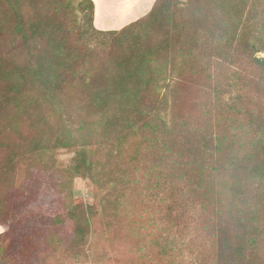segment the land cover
<instances>
[{"label": "rangeland", "instance_id": "obj_1", "mask_svg": "<svg viewBox=\"0 0 264 264\" xmlns=\"http://www.w3.org/2000/svg\"><path fill=\"white\" fill-rule=\"evenodd\" d=\"M85 1L0 0V264H264V0Z\"/></svg>", "mask_w": 264, "mask_h": 264}, {"label": "crops", "instance_id": "obj_2", "mask_svg": "<svg viewBox=\"0 0 264 264\" xmlns=\"http://www.w3.org/2000/svg\"><path fill=\"white\" fill-rule=\"evenodd\" d=\"M94 26L99 31H120L148 15L157 0H92ZM4 228L0 225V234Z\"/></svg>", "mask_w": 264, "mask_h": 264}, {"label": "trees", "instance_id": "obj_3", "mask_svg": "<svg viewBox=\"0 0 264 264\" xmlns=\"http://www.w3.org/2000/svg\"><path fill=\"white\" fill-rule=\"evenodd\" d=\"M160 1L161 0H157L154 8L151 10V12L148 15H150L154 11V9L157 8ZM85 3H88L90 5V8H91V22H92L91 27H92V30L98 34H103V35L119 34L121 32H124L125 30H128L130 27L139 23L141 20L145 19L148 16V15H146L145 17H143L139 21L132 23L131 25L125 27L124 29H122L120 31H107V32L99 31L95 28L94 23H93L94 13H95L94 2L92 0H86ZM32 34H33L32 37L35 39V36L37 33H32ZM262 49L264 50V47H262ZM255 62L257 64H259V66L261 67L259 72H261L264 75V59H255ZM32 71H35L38 75L42 76L43 72L45 71V68L43 65L39 64L37 66V68L32 69ZM29 76H30L29 69H26L23 66L17 65L15 67H13L11 71H9L8 86L12 90V92L19 93L18 94L19 99H21L23 96L22 90L25 89L26 85H28L30 83ZM228 104L232 105L233 107L238 106L240 104V99L234 98ZM156 128L159 129L160 126L157 125ZM56 211L57 212L54 214V219H53V225L55 227H60L61 225L67 224L70 221L71 217L65 209H60V210H56ZM0 225L4 228V232L0 234V239H1L3 237L7 236L8 233L11 231V223L9 222V217L3 211H0ZM79 231H80V229H78V232ZM79 233H81V231Z\"/></svg>", "mask_w": 264, "mask_h": 264}]
</instances>
